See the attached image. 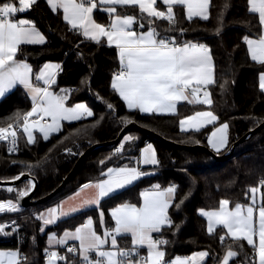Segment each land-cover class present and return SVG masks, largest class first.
<instances>
[{
	"label": "trees",
	"instance_id": "16d2710c",
	"mask_svg": "<svg viewBox=\"0 0 264 264\" xmlns=\"http://www.w3.org/2000/svg\"><path fill=\"white\" fill-rule=\"evenodd\" d=\"M226 2L229 6L223 8ZM213 5L210 9L212 18L208 21L199 18L189 21L185 18L183 7H175L177 30L167 33L180 41L193 40L210 47L215 66V83L209 88L213 101L211 107L185 102L179 104L175 115H144L128 110L111 88L113 73L119 68L117 49L85 40L78 31L71 30L60 11L53 12L46 0H38L23 16L44 33L47 41L41 46H22L23 54L18 55V58L30 63L34 72L47 62L59 64L54 89L58 92L61 89L72 90L67 105L86 103L94 115L64 123L60 132L53 134L48 140L39 136L33 144L27 143L20 128L17 133V154L11 155L5 145L0 146V180L10 181L21 173L29 174L38 181L33 200L48 196L63 182L81 155L90 147L117 139L121 130L129 124L121 119L123 117H128L142 128L166 140L185 146L202 145L209 149L208 136L216 126L228 123V146L221 155L228 152L241 137L264 123V93L258 86V75L264 72V66L251 60L243 40L245 35L255 37L259 32L257 18L248 13L247 0H213ZM126 10L128 14H138L137 8L128 7ZM221 12L223 26L217 36L214 34L219 24L216 17ZM103 16L105 19L100 21L106 24L108 16ZM247 21H251V24H247ZM155 24L161 32L171 27L164 20H157ZM179 28L188 31L181 34ZM221 84L224 85L223 89ZM107 103L114 105V111L107 108ZM31 108L32 103L26 90L18 86L0 102V126L6 127L9 123H15L10 117L17 112L30 111ZM201 110H211L218 116L217 122L199 132L181 131L179 121ZM98 120L99 124L86 132L78 136L70 135L76 129L94 124ZM126 135L137 139L125 142L123 151L118 156L113 155ZM126 135L117 145L103 146L92 151L64 188L49 200L20 209L19 212L0 214V224L15 221L18 226V231L15 232L8 228L7 232L10 234L7 237L0 235V249H20L28 258L27 264H45L43 254L49 247V233L60 236L66 230H74L88 216L94 220L100 233L99 210L104 213L106 226L112 227L113 221L109 215L111 209L125 202L139 205L140 193L152 189L154 185H160L163 189L175 184L178 191L174 203L183 199V204L179 210L174 206L169 208V216L179 228L164 230V238L170 241L165 246L166 259L175 256L187 257L206 251L209 256L205 264H221L231 238L226 236L222 244L219 236L226 231L221 228L214 235H210L207 222L198 211L216 210L222 199H228L231 206L237 202H249L250 193L248 196L245 193L249 187L257 186L264 179V127L239 145L224 162H218L205 153L170 146L139 131H130ZM148 144L154 147L159 160L156 166L142 168L149 175L121 191L115 198L105 199L98 209L83 211L41 231L43 224L36 219V215L57 205L83 185L103 179L102 172L110 167L126 164L136 166L141 150ZM27 185L28 181L10 187L0 186V202H16L17 191L25 190ZM8 188L16 191L9 192ZM239 243L244 248L240 250L241 255L236 262L241 263L244 252L251 257L252 249L246 241ZM129 246L130 241L127 238H120V247Z\"/></svg>",
	"mask_w": 264,
	"mask_h": 264
},
{
	"label": "snow or ice",
	"instance_id": "6c2138e0",
	"mask_svg": "<svg viewBox=\"0 0 264 264\" xmlns=\"http://www.w3.org/2000/svg\"><path fill=\"white\" fill-rule=\"evenodd\" d=\"M46 2L53 12L62 10L63 19L71 26V30L78 31L85 39L96 44H101L102 38H106L107 46H114L117 49L119 68L113 73L111 88L119 94L129 110L147 114L175 115L180 102L211 107L213 101L207 86L215 83V66L210 47L198 41H180L167 33L177 30L175 7L182 6L185 18L189 21L194 18L208 21L212 18L210 9L214 6L213 0H161L165 10L157 8L158 0H46ZM36 3L37 0H18L17 6L15 0H0V97L5 96L17 85H22L32 99L30 111L17 112L10 117L17 128L13 127V123L6 127L0 126V141H7L10 144L8 149L10 153L18 150V128H22V132L27 135V143L32 144L36 141L33 128L43 134L44 140H48L51 133L61 131L62 121H79L94 115L84 103L67 105L72 90L61 89L59 92L50 90L56 83V73L52 70H58L59 64L46 63L39 73L35 74V81L43 82L44 86H40L33 82V69L29 63L18 58V55L23 54L22 46L45 43L44 35L37 30L31 20L18 18V14L25 13ZM247 5L248 13L257 18L259 32L255 38L245 35L243 40L251 60L264 66V0H247ZM228 6L226 2L223 8ZM128 7L137 8L138 14H128L126 10ZM94 10L106 13L109 18L108 24L97 23L93 16ZM222 17L223 12L217 14L219 24L214 30L217 36L222 31ZM157 20L167 21L171 27L161 32L155 24ZM246 23L251 24V21ZM178 31L184 34L188 29L179 28ZM258 86L264 93V72L258 75ZM220 87L223 89L224 85L221 84ZM107 108L114 111V105L111 103H107ZM31 117L36 119L30 121ZM45 118H50V122L41 123ZM121 119L126 123L134 122L128 117ZM217 120L218 116L211 110H201L181 119L179 125L181 131L199 132L207 125H214ZM99 122L98 120L94 124L82 126L70 135L78 136ZM228 130L229 124L223 123L208 136V144L217 154L227 148ZM134 139L137 138L126 135L113 155L118 156L123 151L125 142ZM158 164L156 151L148 144L141 150L136 166L126 164L110 167L106 172H102L106 179L83 185L76 196L88 188H94L96 191L92 197L85 198L79 206L65 211L63 208L65 201L57 207L39 213L36 219L47 226L87 208H99L105 199L115 198L122 190L143 176L149 175L150 173L142 169V165ZM22 175L23 173L13 180L20 179ZM33 187L34 184L29 180L25 190L17 191V202L12 200L0 202V214L19 212V199L27 196ZM262 189L264 179L260 180L257 186L249 187L245 193L246 196L251 194L250 203L237 202L231 210L228 199L219 201L218 210L200 209V215L207 218V231L210 235H214L220 227L227 230L225 234L219 236L220 242L223 244L226 236L231 238L226 254L222 257V264H229L230 260L240 257V250L244 248L240 241H246L252 249L251 257L244 252L241 264H264ZM7 191L16 190L8 188ZM177 191L178 186L175 184L163 189L160 185H154L152 189L142 191L139 205L125 202L111 210L110 215L114 221L112 227H105L104 213L100 211L98 223L103 228L102 234H98L91 217L74 231L66 230L59 238L52 233L48 238L49 247L45 249L47 264H57L58 261L76 264V261L70 260L67 254L50 250L55 246H66V252L78 256L80 264H200L209 255L208 252H197L190 257L165 258V246L170 241L164 238V230L179 228L169 216L170 207L174 206L179 210L183 204V199L174 203ZM6 227L15 230L18 226L15 221L9 225L0 224V233L9 235L10 233L5 231ZM41 231H44V228H41ZM124 237H130L129 247L122 248L118 245V238ZM69 240L79 241V245L67 246ZM142 249L145 251L142 252ZM27 260V256L20 249L0 251V264H27Z\"/></svg>",
	"mask_w": 264,
	"mask_h": 264
},
{
	"label": "water",
	"instance_id": "95a60500",
	"mask_svg": "<svg viewBox=\"0 0 264 264\" xmlns=\"http://www.w3.org/2000/svg\"><path fill=\"white\" fill-rule=\"evenodd\" d=\"M264 127V123L260 124L258 127H256L254 130L250 131L249 133H247L246 135H244L243 137H241L238 141H236L229 149L228 152H226L225 154H217L214 151H212L211 149L202 146V145H196V146H185V145H180L177 144L175 142L166 140L164 138H162L161 136H159L158 134L147 130L145 128H142L141 126H139L137 123L132 122L127 124L119 133L117 139H115L114 141L108 142V143H103V144H97L94 145L92 147H90L85 153H83L81 155V157L79 158V160L77 161V163L75 164L73 170L65 177V179L63 180V182L52 192L50 193L48 196L39 199V200H33V196L36 193L37 187H38V181L33 178L32 176H30L29 174H23L20 179L18 180H10V181H2L0 180V186H6V187H10V186H15L18 185L20 183H23L25 181H29L31 180L34 183V187L31 189V191L29 192V194L25 197H21L18 201L20 207L22 209H27L30 206H33L35 204H40L43 203L47 200H49L50 198H52L53 196H55L58 192H60L64 186L70 181V179L73 177V175L76 173L77 169L79 168V166L81 165V163L83 162V160L95 149L99 148V147H103V146H114L117 145L122 138L129 133L130 131H139L143 134H145L148 137H152L155 139H159L163 142H166L168 145L176 147V148H181V149H185V150H190V151H196V152H201V153H205L208 154L209 156H211L213 159H215L218 162H224L226 161L230 156L233 155V153L235 152L236 148L241 145L242 143H244L245 141H247L249 138H251L254 134H256L260 129H262ZM17 202V200H16Z\"/></svg>",
	"mask_w": 264,
	"mask_h": 264
},
{
	"label": "crops",
	"instance_id": "0c3cea01",
	"mask_svg": "<svg viewBox=\"0 0 264 264\" xmlns=\"http://www.w3.org/2000/svg\"><path fill=\"white\" fill-rule=\"evenodd\" d=\"M38 1V0H37ZM15 2L17 3V6H18V0H15ZM182 7V6H181ZM157 8L159 9V10H165V6L161 3V0H158V2H157ZM61 13H62V10H59ZM27 12V11H26ZM25 12V13H26ZM25 13H21V14H18V18H24V19H27L26 17H24L23 15L25 14ZM98 14H100V16H98ZM107 15L106 13H104V12H102V11H99V10H94V13H93V16H94V19H95V21L97 22V23H100V24H103V23H101V21L102 20H104L105 18H104V16L103 15ZM102 15V16H101ZM62 16H63V13H62ZM101 17V18H100ZM195 19V18H194ZM101 20V21H100ZM66 22V21H65ZM108 22H109V18H108ZM108 22L106 23V24H108ZM67 23V22H66ZM68 24V23H67ZM105 24V25H106ZM69 25V24H68ZM70 26V25H69ZM71 27V26H70ZM37 28V27H36ZM37 30L38 31H40L41 32V34L42 35H44V33L40 30V29H38L37 28ZM143 30H146V29H143ZM44 37H45V43H46V41H47V39H46V36L44 35ZM84 38V37H83ZM250 38H255V37H250ZM85 39V38H84ZM85 40H87V41H90V42H93V41H91V40H88V39H85ZM44 43V44H45ZM93 43H95V42H93ZM101 44H106L107 45V43H106V38H102V43ZM43 45V44H42ZM27 46H41V45H27ZM111 47H114V46H111ZM115 48V47H114ZM27 62V61H26ZM28 63V62H27ZM47 63H51V64H57V63H54V62H47ZM213 63H214V60H213ZM257 63V62H256ZM46 64V63H45ZM44 64V65H45ZM29 65L32 67V69H33V66L29 63ZM43 65V66H44ZM43 66L37 71V72H34V69H33V82L34 83H36V84H38V85H40V86H44L43 85V82L42 81H35V79H34V76H35V74H38L39 73V71L43 68ZM60 69V68H59ZM59 69L57 70V69H53L52 71H54L55 73H56V75H57V73H58V71H59ZM56 75H55V77H56ZM214 76H215V72H214ZM211 85H213V84H211ZM211 85H208L207 86V88H208V91H209V88L211 87ZM22 87V88H24L22 85H17L15 88H13V89H11L9 92H7L6 94H5V96H3V97H0V102L5 98V97H7L10 93H12L13 91H14V89H16L17 87ZM25 89V88H24ZM26 90V92H27V94H28V96H29V99H30V101H31V103H32V99H31V96H30V94H29V92L27 91V89H25ZM50 90H52V91H54V92H58V91H56L55 89H54V87H53V85L51 86V89ZM118 94V93H117ZM119 95V94H118ZM120 97V96H119ZM123 101V100H122ZM124 102V101H123ZM181 103H185V102H180L179 104H181ZM187 103V102H186ZM90 110H91V108L86 104V103H84ZM124 104H125V106H126V108H127V105H126V103L124 102ZM179 104L177 105V109H178V106H179ZM128 109V108H127ZM129 110V109H128ZM92 111V110H91ZM130 111H138V110H130ZM139 112V111H138ZM141 114H144V115H151V114H147V113H141ZM159 115H169V114H159ZM35 119H36V117H34ZM85 118H87V117H85ZM72 122H76V121H72ZM65 123H71V122H65ZM209 126V125H208ZM207 127V126H206ZM206 127H204V128H206ZM204 128H202V129H204ZM201 129V130H202ZM209 147L211 148V146L209 145ZM145 148V147H144ZM154 148V147H153ZM225 150V149H224ZM224 150H221V152L222 151H224ZM141 155V154H140ZM147 166H152V165H142L141 167L143 168V167H147ZM143 177H145V176H143ZM142 177V178H143ZM103 179H106V177H104ZM139 181V180H138ZM138 181H136L134 184H136ZM133 184V185H134ZM133 185H131V186H133ZM131 186H129V187H131ZM128 187V188H129ZM80 189H81V187L77 190V191H75L74 193H72L71 195H69V196H67V197H65V198H63L57 205H60V204H62L63 202H65L66 201V203H63V208H64V210L65 211H68L71 207H77V206H79L80 204H81V202L85 199V198H90V197H92L94 194H95V189L94 188H88V189H85L84 191H82V192H80V195L79 196H76L75 194L77 193V192H79L80 191ZM127 189V188H126ZM123 191V190H122ZM251 195V194H250ZM258 199H259V195H258ZM140 202H141V200H140ZM248 203H250V196H249V202ZM247 203V204H248ZM57 205H55V206H53V207H57ZM234 206H231L230 204H229V209L231 210L232 208H233ZM52 208V207H51ZM91 209H98V208H95V207H90V208H87V209H85V210H83V211H86V210H91ZM112 210V209H111ZM111 210L109 211V215H110V212H111ZM205 210V209H204ZM216 210H218V209H216ZM46 211V210H45ZM44 211V212H45ZM82 211V212H83ZM101 210H99V212H100ZM205 211H211V210H205ZM79 213H81V212H79ZM79 213H76V214H73L72 216H74V215H77V214H79ZM198 213L200 214V210L198 211ZM72 216H70V217H72ZM110 217H111V215H110ZM203 217V216H202ZM67 218H69V217H67ZM67 218H63V219H61V220H64V219H67ZM87 218H89V216L88 217H86L85 218V220L84 221H86L87 220ZM105 218V217H104ZM205 220H206V222H207V218L206 217H203ZM112 219V218H111ZM61 220H59V221H61ZM59 221H57V223L59 222ZM113 221V220H112ZM56 223V224H57ZM56 224H52V225H49L48 227H50V226H54V225H56ZM113 226H114V221H113ZM94 227H95V222H94ZM105 227H107L106 226V224H105ZM47 228V227H46ZM218 228H220V227H218ZM217 228V229H218ZM75 230V229H74ZM74 230H69V231H74ZM226 232H227V230L226 229H224ZM102 231H103V228L101 227V231H100V233L98 232V234H102ZM63 235V234H62ZM62 235H60V236H62ZM154 236L156 235V234H153ZM60 236H58V237H60ZM125 238H127L129 241H130V237H125ZM258 239V238H257ZM69 243H76L77 245H79V241H73V240H69L68 242H67V244H69ZM130 243H131V241H130ZM118 245L120 246V238H118ZM55 247H58V246H55ZM106 248L108 247L107 245L105 246ZM143 250V249H142ZM143 251H145V250H143ZM199 252H206V251H199ZM197 253V252H196ZM195 254V253H194ZM193 255V254H192ZM192 255H190V256H192ZM190 256H187V257H190ZM209 256V255H208ZM208 256L207 257H205V259H204V261H202V262H200V264H205L206 263V261H207V259H208ZM166 258V257H165ZM236 260H237V258H235V259H232V260H230L229 261V264H232V262H236ZM221 264H222V262H221ZM235 264H241L240 262H236Z\"/></svg>",
	"mask_w": 264,
	"mask_h": 264
},
{
	"label": "built area",
	"instance_id": "2783aa9c",
	"mask_svg": "<svg viewBox=\"0 0 264 264\" xmlns=\"http://www.w3.org/2000/svg\"><path fill=\"white\" fill-rule=\"evenodd\" d=\"M207 90H208V88H207ZM201 95H202V93H201ZM45 122H50L49 118H45V121H41V123H45ZM13 127H14V128L16 127L15 124H13ZM19 129H20V128L17 129V133H18ZM17 137H18V135H17ZM1 145H5V146H6V149H7V152H8L9 154H11V155H15V154H17L18 151H19V140H18V139H17V148H18V150H17L16 152H11V153H10V152L8 151V149H9V147H10V144H9L7 141H0V146H1ZM262 191H264V189H262ZM11 222H12V221L8 222L7 225H9ZM85 222H86V221H85ZM85 222H84V223H85ZM6 228H11V227H6ZM16 228H18V227H16ZM16 228H15V229H16ZM67 246H78V245H77L76 243H69V244H67ZM50 250H57V251H59L61 254H67L70 260L76 261V264H80V259H79L78 256H73L72 254L66 252V246H65V247H60V246H58V247H53V248L50 249ZM141 251L144 252L143 250H141ZM43 255H44L45 264H47V257H46L45 250H44V254H43ZM251 255H252V254H251ZM57 264H65V262H63V261H58Z\"/></svg>",
	"mask_w": 264,
	"mask_h": 264
},
{
	"label": "rangeland",
	"instance_id": "374dc122",
	"mask_svg": "<svg viewBox=\"0 0 264 264\" xmlns=\"http://www.w3.org/2000/svg\"><path fill=\"white\" fill-rule=\"evenodd\" d=\"M34 119H35L34 117H31V118H30V121H31V120H34ZM49 120H50V118H49ZM65 122H67V121H62V122H61V123H62V127H63V124H64ZM13 124H15V126H16L15 128H17L16 123H13ZM21 124H22V121H21ZM210 125H212V124H210ZM207 126H208V125H207ZM216 127H219V126H216ZM216 127H215V128H216ZM215 128H214V129H215ZM21 129H22V128H21ZM32 131H33V135H34V137L36 138V140H37V138H38L39 136H40L41 139H43V134L40 133L37 129L33 128ZM190 131H193V130H189V131H185V132H190ZM213 131H214V130H213ZM59 132H60V131H59ZM57 133H58V132L51 133V134H50V137H51L53 134H57ZM25 136H26V140H27V135L25 134ZM50 137H49V138H50ZM43 140H44V139H43ZM35 142H36V141H35ZM172 142H173V141H172ZM32 144H33V143H32ZM177 144H178V143H177ZM227 146H228V145H227ZM211 149H212V148H211ZM212 150H213V149H212ZM222 150H224V149H222ZM213 151H214V150H213ZM214 152H215V151H214ZM32 183H33V182H32ZM33 184H34V183H33ZM27 186H28V185H27ZM27 186H25L24 189H26ZM6 202H7V201H6ZM14 202H15V201H14ZM20 209H22V208L20 207ZM4 224L7 225L8 223H4ZM42 224H43V222H42ZM48 226H49V225L46 226V225L43 224V228H44V230H45L46 227H48ZM7 229H8V228H5V231H6V232H7ZM12 231H14V232H15V231H18V228H16L15 230L12 229ZM51 234H52V233H49V234H48V238H49V236H50ZM0 235H2L3 237H7V236H8V235H4V234H2V233H0ZM56 235H57V234H56ZM57 237H58V236H57ZM58 238H59V237H58ZM0 251H9V250H3V249H0Z\"/></svg>",
	"mask_w": 264,
	"mask_h": 264
}]
</instances>
